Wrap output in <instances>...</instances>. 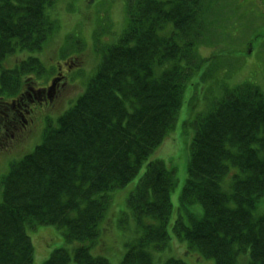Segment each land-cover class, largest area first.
<instances>
[{
    "label": "trees",
    "instance_id": "obj_1",
    "mask_svg": "<svg viewBox=\"0 0 264 264\" xmlns=\"http://www.w3.org/2000/svg\"><path fill=\"white\" fill-rule=\"evenodd\" d=\"M204 1L137 0L129 10L127 32L106 52L87 93L5 178L0 264L33 263L26 231L38 225L56 226L66 244H79L53 250L43 264H110L91 252L110 194L135 177L173 127L185 86L202 66L196 44L220 34L204 15ZM53 2L0 0V66L16 50L41 47L53 27L45 15ZM12 74L3 71V85L17 79ZM7 107L0 102L1 113ZM1 113L0 128L14 131L18 114ZM193 144L174 235L188 243L186 253L214 264H239L247 251L251 261L243 254L242 264H264V214L257 216L264 207L263 92L247 84L230 92L198 120ZM232 169L238 172L224 184ZM175 185L161 161L146 167L128 202L140 235L121 264H157L153 251L171 239ZM163 264L186 262L170 257Z\"/></svg>",
    "mask_w": 264,
    "mask_h": 264
},
{
    "label": "rangeland",
    "instance_id": "obj_2",
    "mask_svg": "<svg viewBox=\"0 0 264 264\" xmlns=\"http://www.w3.org/2000/svg\"><path fill=\"white\" fill-rule=\"evenodd\" d=\"M125 2L127 3V0H60L49 10L52 18L57 20L58 27L44 44L43 50L26 54L16 52L7 59L4 67L17 69L23 76L33 70L25 71L20 66L21 63L32 56L38 57L42 73H38L36 78L29 75L25 79L33 84L31 78L33 76L34 81L36 80L42 87H45L44 84L49 77L54 76L55 67L65 60L71 62V65L75 61L80 67L69 73L71 81L66 86L62 98L56 99L48 106L39 107L38 124L36 122L37 126L27 133L28 136L16 142L10 150L0 149V201L3 187L1 181L10 171L11 165L33 152L41 143L40 135L46 126L49 123L56 125L60 115L83 94L87 80L94 75L103 50L107 45L115 43L125 31L128 21ZM203 10L209 20L216 18L221 21L220 26L216 27L220 34L214 39L208 36L202 38L204 41L199 43L195 50V56L202 66L203 57L208 58L210 64L198 70L195 81L193 79L191 81L192 93L197 91L198 94L195 98L192 99L189 90L191 87H187L183 107L177 116L175 131L149 157V160H163L169 168L176 170L177 185L172 195L173 216L168 224V229L172 232L179 214H183L181 194L187 177L189 146L194 136L191 122L197 112L208 110L215 98L221 97L226 86L240 82L248 84L255 82L264 89V0H205ZM65 81L66 79L58 80V88ZM143 171L144 168L128 185L114 193L115 199L106 213V219L109 218L108 228L105 227L97 241L105 251L97 253L96 250L102 249L92 247L94 255L107 257L111 264H120L123 252L127 248L125 244L137 236L134 233L133 222L129 219L126 199L135 189ZM120 192H126V197L125 193ZM63 234L61 229L54 226H39L31 231L35 248L33 264H43L51 252L59 247L67 246L72 250L78 245V243L64 245ZM182 243L183 241L180 243L177 240L171 243L165 253L155 256L156 262L161 261L162 264L170 257L182 255ZM178 257L186 264H212L211 259L201 261L190 255Z\"/></svg>",
    "mask_w": 264,
    "mask_h": 264
},
{
    "label": "flooded vegetation",
    "instance_id": "obj_3",
    "mask_svg": "<svg viewBox=\"0 0 264 264\" xmlns=\"http://www.w3.org/2000/svg\"><path fill=\"white\" fill-rule=\"evenodd\" d=\"M26 123H21V127H26V125L29 123L28 121H25ZM30 122H33V120H30ZM8 134L6 133V131L5 130H0V141H3V140H5V139H7L8 138ZM11 137L12 138H14L15 137V134H12L11 135Z\"/></svg>",
    "mask_w": 264,
    "mask_h": 264
},
{
    "label": "bare ground",
    "instance_id": "obj_4",
    "mask_svg": "<svg viewBox=\"0 0 264 264\" xmlns=\"http://www.w3.org/2000/svg\"><path fill=\"white\" fill-rule=\"evenodd\" d=\"M192 254H194L195 256L198 255V252L194 251V250H191L190 251ZM248 262H250L251 260H247Z\"/></svg>",
    "mask_w": 264,
    "mask_h": 264
}]
</instances>
